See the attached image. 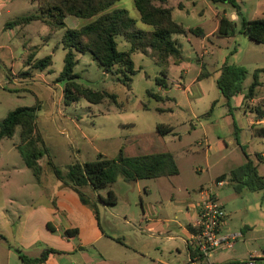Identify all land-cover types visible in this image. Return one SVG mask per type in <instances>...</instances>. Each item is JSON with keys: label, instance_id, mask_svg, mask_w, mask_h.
<instances>
[{"label": "rangeland", "instance_id": "obj_1", "mask_svg": "<svg viewBox=\"0 0 264 264\" xmlns=\"http://www.w3.org/2000/svg\"><path fill=\"white\" fill-rule=\"evenodd\" d=\"M181 1L189 10V14L185 15L184 11L176 10L173 14L175 21H182L190 27H200L203 32L209 33L215 29L217 17L224 14L234 21L235 34L224 39L217 37L215 33L204 41L202 50L200 41H197L201 38L189 36L195 44H192L193 49L186 41L183 44L182 63L186 68L185 75L180 79V69L173 65L169 66L166 78L171 82H167L164 88L158 87L155 82L157 78L162 77L161 68L153 59L142 53L136 52L131 55L136 73L131 76L129 88L122 85L116 76L105 73L90 54L78 55V63L74 68V73L78 76L77 83L92 90H105L113 94L116 97V104H109L107 101L103 104H90L81 98L76 104L65 106L62 99V84L56 81L63 67L64 51L60 41L65 30L49 35L48 28L35 21L24 28L5 29L1 34L2 25L6 21L36 12L37 6L31 4V0H14L0 17V45L6 43V48L0 51V72L6 73L7 78L9 72L16 71V78L19 79L17 84L13 83L14 81L7 84L5 77L0 79V121L16 108L38 104L35 113L36 124L40 133L39 138L41 136L43 141L38 143V148L41 155H47L50 164L65 172L75 162H92L99 156L114 159L119 155L121 148L128 156L170 152L176 157L180 168V173L176 177L169 180L159 178L125 182L119 176L111 187L97 191L98 195L105 197L106 191L112 190L117 196L118 208L122 210L130 208L127 218L130 220L131 229L136 231L139 229L138 220L142 215V207L145 208L148 204L154 207L161 206L162 218L175 220L176 216L177 223H186L185 209L181 205L174 207L175 204H171L170 201L183 200L187 197L188 191L193 200L197 199V195L191 192V188L198 182L193 168L198 165L204 166V155L201 147L195 144L201 142L203 134L212 141L219 135L230 143V150H236L233 154L229 153V150L225 151L228 159L224 167H234L244 161L241 148L232 143L233 127L231 120L225 117L227 113L234 114L236 125L243 129L241 139L247 142L243 145L244 151L253 156L264 150V139L250 135L243 109L229 111L215 82L217 69L225 60L229 64L246 69L244 92L253 81L254 71L264 69V45L249 40L240 30L242 19L264 17V0H236L238 10L228 4H213L205 0H195L194 4L188 0ZM113 10L127 11L136 21L138 29H149L140 22L133 0H118L106 12ZM91 21L69 17L65 23L69 29H79ZM116 42L119 51L129 50V44L122 37H117ZM24 45L27 46L29 53L33 52L37 60L51 56L52 65L42 73V77L31 76L24 79L26 77L22 75L24 69L29 67L28 71L31 74L39 71L33 67L34 61L27 65L29 53L23 55ZM202 51H206L202 57L206 63V70L203 69L202 72L211 74L210 77L196 82L200 72L198 58ZM188 58L191 59L189 63ZM259 81L262 85L256 91L257 101L251 105L250 101H243L246 110L252 111L257 106L264 109V73L259 74ZM159 95L163 101L155 98ZM239 98L242 99V96L238 97L236 103L240 104L242 100L239 101ZM213 102L216 104L208 114ZM250 116L251 114L249 118ZM191 122L195 124L194 131L188 134ZM158 125L172 127L173 134L160 136L157 133ZM19 144L18 132L11 139L0 141V209H4L0 215V264H20L13 242V225L18 212L21 215L32 202L26 197H19L27 192H18L13 186L19 182L40 188L39 181L23 164L16 149ZM186 152L197 154L186 156ZM214 156H217V153ZM211 160L212 164L215 159ZM259 170L264 175V164L259 165ZM212 172L216 173L215 169H212ZM49 179L55 180L53 175L46 171L41 183H47ZM58 182L62 183L60 180ZM212 188L223 202L226 214L229 215L227 225L230 233H240L239 230L243 229L242 224H251L256 219L257 212L249 208L254 204H250L251 202L247 204L243 195H236L231 185L213 184ZM245 194L252 196L249 191H245ZM175 226V223L170 224V227ZM262 236H264L262 233L254 235L257 239ZM174 247L173 242L161 243V250L164 251L162 259L169 264L175 263L178 259ZM246 247L251 252L258 253L261 241L253 239ZM236 249L244 250L242 242H236Z\"/></svg>", "mask_w": 264, "mask_h": 264}, {"label": "trees", "instance_id": "obj_2", "mask_svg": "<svg viewBox=\"0 0 264 264\" xmlns=\"http://www.w3.org/2000/svg\"><path fill=\"white\" fill-rule=\"evenodd\" d=\"M31 1L37 6L36 12L24 17H16L6 22L4 28H23L32 22L39 21L48 28L49 35L65 30L60 41V45L65 52L63 67L56 79L57 82L62 84V99L65 106L76 104L81 98L90 104H103L106 101L109 104H116V97L113 94L105 90H92L77 83L78 76L74 73V68L78 63V55L90 54L105 73L116 76L122 85L129 88L132 81L131 76L136 73L131 55L136 52L142 53L153 59L161 68L160 74L162 77L157 78L155 82L158 87L164 88L170 60L174 65H179L184 60L181 45L177 39H174V36L186 37L193 35L198 38L205 37L202 28H186L174 21L172 8L166 6L168 0H156L158 5L155 4L154 0H133L139 20L149 27L148 30L138 29L136 21L125 10L106 12L118 0ZM207 1L213 4H228L235 10L239 8L236 0ZM69 16L92 21L79 29H69L65 23V19ZM217 22V37L228 38L235 34L234 21L230 18L223 14L217 17ZM240 30L249 40L264 45V17L252 20L242 19ZM117 37H122L129 44V50H118ZM28 56L27 65L30 64V61H34L33 67L35 69L43 70L52 65L50 55L37 60L31 51ZM30 58L32 59L30 60ZM218 73L215 80L216 86L224 98L225 105L231 111L233 98L242 96V103H244L243 101H250L256 97V91L262 85L259 81V74L264 73V69L254 71L253 81L246 92L243 90V82L247 74L244 67L229 64L225 60ZM209 76L208 72L203 73L201 71L197 79L200 80ZM155 98L158 101L164 100L161 96H155ZM215 104L216 102L212 103L208 114L211 113ZM36 110L37 107L32 106L19 107L9 112L0 121V141L11 139L18 132L20 144L17 145L16 149L24 166L37 178L41 172L37 161L42 156L39 152L38 143H43V141L39 138L40 134L36 126ZM160 111L162 112V110ZM250 112L254 115V121L256 122L251 126L254 136L264 139V125L257 124V122L264 120V109L257 106ZM233 124L235 127V123ZM172 130L173 128L168 125L157 126V133L160 136H165L171 133ZM236 140L238 142L237 138ZM240 148L244 162L232 169L228 175V181L233 191L237 194L243 190L250 192L264 191V177L258 173L257 169V163H264V158L257 153L252 159L244 151L243 146H240ZM48 164L55 178L60 180L63 185L73 189L78 194L81 203L93 211L97 220L99 219L97 203L113 207L118 201L112 190H108L105 197L98 195L97 191L111 187L119 176L126 182H136L156 178H170L179 173L178 166L171 153L161 152L128 156L122 148L119 155L114 159L99 156L92 162H75L65 172H61L50 162ZM225 177V175L221 176L222 179ZM86 187H90L97 194L93 202L83 192ZM76 233V230H71L66 231L64 234L75 235ZM15 251L22 264H38L44 262L49 254L57 253L53 249H45L39 257L29 258L19 249Z\"/></svg>", "mask_w": 264, "mask_h": 264}, {"label": "crops", "instance_id": "obj_3", "mask_svg": "<svg viewBox=\"0 0 264 264\" xmlns=\"http://www.w3.org/2000/svg\"><path fill=\"white\" fill-rule=\"evenodd\" d=\"M13 1L14 0H0V17L10 7ZM188 1L191 4L195 3V0ZM30 3L35 4L32 2ZM155 4L158 5L156 0ZM166 6L172 8V18L174 21L175 19L173 14L176 10L184 11L185 15L189 14V10L181 0H168V5ZM215 13L214 16L216 15ZM231 17H233V15H231ZM67 18L65 20H67ZM176 22L184 25L186 28H190V26L185 25L182 21ZM217 26L218 22L213 31L209 33L204 32L205 37L197 40L200 41L201 50L204 41H206L209 36L216 33ZM4 30V25H2L1 34ZM189 36H174V39H177L181 45L182 55L184 41L190 44L191 49H193L192 44H195L192 43V41L189 39ZM5 48L6 43L3 42V44L0 45V51H3ZM23 50L24 56L25 54L29 53L28 48L25 45ZM196 50L198 51L199 49ZM195 53L196 57H198L197 52ZM205 54L206 51H202L199 54L198 62L200 72L202 71V68H206V63L204 62V59L202 60V57ZM12 60L14 61L15 59ZM190 61L191 59L188 58L187 62L189 63ZM171 65L180 69L179 77L182 79L186 70L183 63L174 65L171 61L169 66ZM28 69L29 67L24 69L22 72V75L26 76L24 79L31 76L36 78L42 77V73L47 71L48 67L43 70H39L37 73L35 72L36 74H31ZM218 70L219 69H217L215 80L219 74ZM208 73L211 74L210 72ZM198 75L195 80L196 82L199 81L197 79ZM5 76L6 73L0 72V79H4ZM6 79L7 84H10L11 81H14L13 83L15 84L19 83V79L16 78V71L9 72V76ZM165 80L166 83L171 82V80L168 78ZM238 97L232 99L231 111L236 108L243 109V115L247 121L246 127L248 128L250 135L255 137L251 129V126L256 123L254 121V115L249 110L245 109V104L242 103V101L240 104L238 102L236 103ZM240 100L242 99L239 98V101ZM255 101H257L256 97L250 100L249 105L255 103ZM35 106L38 107V104ZM250 114L251 116L249 118ZM225 117L231 120V126L233 127L232 134L234 136V140L232 143H235V145H237L239 148L240 146L247 144L246 141L241 139V133L243 129L242 127L240 128L238 124L236 125L234 114L229 112L225 115ZM233 123H235V127ZM257 124L264 125V120L257 122ZM194 126L195 124L191 122L189 130H187L188 134L194 131ZM169 134H173V130ZM236 138L238 139L239 143L237 142ZM195 145L197 147H201L204 155V166L200 167L198 165L193 168L194 173L198 177L196 182H198L196 185H194V187L191 188V192L197 195V199L193 200L191 198V193L188 191L187 197H185L183 200L172 199L170 201L171 204H175L174 207L181 205V207L185 209L184 217L186 223H177L176 216L175 220L162 218L160 216L163 211L162 207H154L148 204L145 208L142 207V215L138 220V231L131 229L130 220L127 218L130 208L129 210L127 208L123 210L119 209L118 202L113 207H108L101 203H97L96 205L99 215V219L97 220L93 211L88 206L81 203L78 194L73 189L58 182L50 167L48 166L49 158L47 155H42L37 161V165L41 169L40 175H38L37 178L33 175L35 179L39 181L38 185L40 188H37L33 184L19 182L13 186L14 190L18 192H27L24 196L19 195V197H26L32 201L29 205V208L25 212H22L21 215L18 212L17 220L14 222L13 242L16 245V248L29 258L39 257L42 251L45 249L55 250L57 253L49 254L47 259L44 261L45 264H169L165 262L164 259H162L164 256V251L161 250L162 241H164L165 244L169 242L174 243V248L177 251L178 259H176L175 263L173 264H221L224 262L242 260L247 258L249 255L259 256L260 254H264V236L258 238L261 241V247H259L258 253L251 252V250L247 249L246 247L251 242V240H258L254 237L255 234H264V191L251 192L252 194L250 195L252 196H247L245 194V191L247 190H243L239 194L235 192L234 193L238 196L243 195L247 204L250 202V204H254L253 207L250 206L249 208H253V210L257 212L258 215L256 219L251 224H242L243 229L239 230L240 233H230L227 225L229 215L227 214L226 222L221 230L222 235L241 234V237L238 238L236 242H242L244 250L241 251L240 249H236L235 242L231 250L222 249L220 251L211 253L207 258L200 257L194 251L190 239L194 231V224L197 218L200 192L210 188L213 195L225 210L223 202L218 198L217 194L214 193V189L212 188L213 184L221 182L222 185L224 184V186L230 185L228 181V175L230 171L244 162L243 161L234 167L228 166L226 168L223 166L228 159V154H226L225 151L229 150V153L233 154L236 150H230V143L222 139L219 135H216L212 141L206 136V134H203V139L201 142L196 143ZM216 153L217 156H214ZM191 154L195 155L197 153H185L186 156ZM259 154H261L262 158H264V150L259 152ZM248 155L254 159L255 154L253 156L251 154ZM173 157L177 164L176 157L174 155ZM211 158L215 159L212 164ZM255 162L257 163V161ZM260 164L264 163H257L258 173L264 177V175H262L259 170ZM178 169L180 173V168L178 167ZM212 169H215L216 173H213ZM46 171L51 173L55 180L49 179L47 183H41V180H43V175ZM223 175L226 176L224 179L221 178ZM173 177L164 179L169 180ZM206 177L208 178L206 179ZM83 192L91 202L95 200L97 194L93 192L90 187L84 188ZM247 197L251 198L247 199ZM2 212H4V209H0V215ZM180 212L182 213V211ZM172 223H175L176 226L170 227V224ZM71 230H76L77 233L75 235L64 234L66 231ZM172 233H175L176 235H173ZM20 264H22L21 261Z\"/></svg>", "mask_w": 264, "mask_h": 264}, {"label": "built area", "instance_id": "obj_4", "mask_svg": "<svg viewBox=\"0 0 264 264\" xmlns=\"http://www.w3.org/2000/svg\"><path fill=\"white\" fill-rule=\"evenodd\" d=\"M222 186L221 182L216 183ZM227 214L213 195L210 188L200 192L197 218L194 224V231L191 235V245L197 255L207 258L211 253L222 249L231 250L241 237V234H221V230L226 222ZM38 264H45L40 262ZM221 264H264V254L249 255L247 258L224 262Z\"/></svg>", "mask_w": 264, "mask_h": 264}]
</instances>
